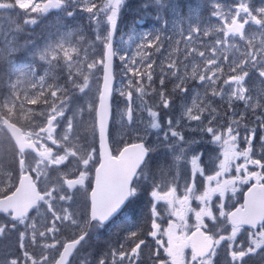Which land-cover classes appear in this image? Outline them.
I'll return each mask as SVG.
<instances>
[{"label": "snow or ice", "instance_id": "6c2138e0", "mask_svg": "<svg viewBox=\"0 0 264 264\" xmlns=\"http://www.w3.org/2000/svg\"><path fill=\"white\" fill-rule=\"evenodd\" d=\"M82 253L264 264V0H0V264Z\"/></svg>", "mask_w": 264, "mask_h": 264}, {"label": "rangeland", "instance_id": "374dc122", "mask_svg": "<svg viewBox=\"0 0 264 264\" xmlns=\"http://www.w3.org/2000/svg\"><path fill=\"white\" fill-rule=\"evenodd\" d=\"M201 2H202V0H196V2L191 4V5L196 6L197 4H199ZM184 10L186 12L187 8ZM206 14H207V11L205 10V15ZM43 23H46V25H37V26L29 27V28L25 29V31L23 33L19 34V39L21 40V42L24 39H30V40H35L37 42H40L42 40V38L47 34V33L44 34L43 32H40V30L49 31V28L47 27L48 21H45ZM43 23H41V24H43ZM129 25H130V23H129ZM148 26H150V25H147V24L145 25V27H148ZM4 27L7 29L9 26L7 23H4ZM124 31H128V28L125 27ZM125 41H127V36H125ZM85 252H86V250H85ZM81 258H85L83 253L81 254ZM81 261L83 264L82 259H81Z\"/></svg>", "mask_w": 264, "mask_h": 264}, {"label": "trees", "instance_id": "16d2710c", "mask_svg": "<svg viewBox=\"0 0 264 264\" xmlns=\"http://www.w3.org/2000/svg\"><path fill=\"white\" fill-rule=\"evenodd\" d=\"M132 19H133L132 15L129 14V15L127 16V18H126V23H132Z\"/></svg>", "mask_w": 264, "mask_h": 264}]
</instances>
